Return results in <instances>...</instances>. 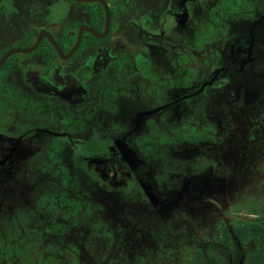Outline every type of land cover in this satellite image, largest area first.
I'll use <instances>...</instances> for the list:
<instances>
[{
  "label": "flooded vegetation",
  "instance_id": "af4514ba",
  "mask_svg": "<svg viewBox=\"0 0 264 264\" xmlns=\"http://www.w3.org/2000/svg\"><path fill=\"white\" fill-rule=\"evenodd\" d=\"M47 4L53 24L48 28L30 26L18 34L16 45L0 52L1 57L12 49H29L40 37L33 49L11 53L0 66V190L10 194L0 197V212L13 210L22 202L29 205L24 195L32 187L24 179L28 173L39 172L41 165L48 169L56 186L62 174L72 187H80L87 194H102L104 203L113 208L108 210L107 218L114 223H127L134 205L140 207L139 211L154 214L157 207L173 209L185 199L189 183L185 180L174 185L171 183L175 178L171 177L168 186L153 185L146 176V161L156 166L160 161L153 162L151 157L147 160L146 153L137 149L138 141L132 143L143 130L136 131L138 124L134 121L126 131L114 130L117 120L112 122L87 110V104L93 107V102L103 99L110 107L116 100L132 110L135 121L147 116V121L156 126L163 116L178 119L192 115V127L195 132L199 129L201 138L196 145H187L183 153L190 149L202 151L207 160V154L219 142L216 137L231 145L241 139L244 126L235 117L243 111L232 103L234 98L222 96L211 106L202 103L200 96L208 81L187 95L193 97L192 106L180 104L184 96L163 101V81L183 76H170L166 70L172 68L164 63H178L183 68L190 62L196 69L194 75L202 74L205 62L218 61L225 71L239 67L246 79L255 74L264 91V72L258 75L254 71L264 66V0H47ZM60 16L63 20H55ZM202 27H207L210 44H188L183 40L187 34L199 33ZM223 44L226 48L222 54ZM206 52L210 53L208 57ZM71 63L81 70L73 72ZM250 68L251 72L245 71ZM110 111L120 115L114 109ZM91 113L87 123L86 116ZM58 115L66 118L58 119ZM235 124L237 130L231 132ZM209 133L214 143L205 139ZM158 150L163 152V147L155 146V152ZM59 163L65 169L56 165ZM210 171L205 165L202 171L193 173V179L204 178ZM248 211V215H225L216 220L212 226L216 230L214 239L205 235L207 223L199 227L203 230L201 246L193 249L188 264H213L216 258L246 264L247 255L260 250L263 243L254 235L241 241L232 227L241 229L240 222L247 220L263 224L264 206ZM166 228L163 226V239L167 238ZM40 237L54 246L62 264H72L70 260L85 264L76 257L82 254L85 244H90L96 254L106 245L82 222L64 225L49 220ZM253 240L259 241V246L247 251ZM223 241L229 244L225 246ZM259 263L264 264V251L256 262L247 264Z\"/></svg>",
  "mask_w": 264,
  "mask_h": 264
},
{
  "label": "rangeland",
  "instance_id": "374dc122",
  "mask_svg": "<svg viewBox=\"0 0 264 264\" xmlns=\"http://www.w3.org/2000/svg\"><path fill=\"white\" fill-rule=\"evenodd\" d=\"M46 5L47 0H0V52L8 45H16L18 34L30 26L40 25L48 28L53 24L54 17H50L52 15H49ZM55 20L63 18L60 16ZM208 35L207 27H202L199 33L187 34L183 40L188 44L201 42L207 46L210 44ZM224 41L227 43L228 40ZM225 48L223 44L220 49L222 54ZM209 55L210 53L206 52V56ZM164 64L171 66L172 70H166L170 76L174 77L173 74L177 73H182L183 76L180 79L168 77L163 81L166 82L163 85V101L184 96L180 104L192 106L193 97L188 98L187 95L198 85L208 81L200 96L201 102L211 106V102H219L222 96L224 99L234 98L232 103L239 105L243 111L235 117V120H240L244 126V132L240 134L241 139L233 141L231 145L225 144L224 140L223 144L222 140L216 137L219 142L210 150L208 159L206 157L205 160L201 155L202 151L197 153L190 149L183 153L187 145H196L199 136L201 138L199 129L195 132L192 127V115L189 118V115L185 114L179 117L180 119L163 116V121H159V126H156L147 121V116H139L135 121L131 115L132 110H127L124 103L116 100H113L110 107L105 105L103 99L93 102V107L87 104V110L113 119L112 122L117 120L113 124L114 130L126 131L131 121L136 122V131L142 129L143 132L137 140L134 138L132 143L135 145L138 141L137 149L146 153L144 157L147 160L151 157L153 162L160 161L158 166L151 163V160L146 161V176H149L152 184L166 186L173 181L171 184L177 185L178 182L182 184L186 180L189 183L187 191L190 193L185 194V199L179 201L173 209L157 207L159 210L155 214L139 211L140 207L134 205L127 223H114L112 219L107 218L108 210L113 208L104 203L102 194H87L80 187H72L68 178L62 174L56 186L48 169L41 165L39 172L28 173L26 180L24 179L25 183L31 184L32 187L24 195L29 205H22V202L13 210L0 212V264H62L60 255L57 256L54 252V246L44 243L40 237L42 227L49 220L64 225L82 222L89 226L95 236L103 239L107 246L105 245L102 252L92 253L95 251L91 250L90 244H85L82 254L76 256L85 264H188L193 249L196 245L201 246L202 226L206 223L209 225L204 233L210 234L209 238L214 239L216 230L212 226L216 220L219 221L225 215H248L249 209L264 206V104L261 106L264 91L260 90L261 80L256 79L255 74H250L249 79L244 78L239 72V67L233 66L225 71L224 64L218 61L205 62L206 68L202 74L194 75L196 69H192L190 62L188 65H182L184 69L179 67L178 63ZM69 66L73 72H79L77 64L71 63ZM251 69L245 71L251 72ZM254 71L258 75L262 74L264 66L255 68ZM163 74L167 73L163 71ZM109 89L118 90L115 87ZM123 92L128 93L126 89H123ZM110 109L120 115H114ZM92 115L91 113L86 116L87 123L92 119ZM59 116L58 119L66 118ZM117 116H120V119L124 117L119 120ZM229 117L226 119L229 120ZM230 118L233 120V117ZM237 124L231 126V132L237 130ZM203 128L201 127V130ZM205 136L207 141L214 143L210 133ZM239 144L247 148H240ZM157 145L163 147V152H155ZM56 165L65 169L62 163ZM205 165L210 166L209 174L204 178L197 176L193 179V173L202 171ZM171 177L175 179L171 181ZM65 184L67 191L64 189ZM9 195V192L0 190V197ZM58 210H61L62 214L57 215ZM163 226H167V238L164 239ZM193 233H196L194 238ZM191 240L193 241L190 242ZM76 245L80 246L79 243ZM69 246L75 251L72 245ZM258 246L259 241L253 240L248 244L247 251ZM73 251L70 253L73 254ZM59 252L64 254L62 250ZM236 255L235 251H232V256ZM80 260L78 262H81ZM70 263L75 264V260H70Z\"/></svg>",
  "mask_w": 264,
  "mask_h": 264
},
{
  "label": "trees",
  "instance_id": "16d2710c",
  "mask_svg": "<svg viewBox=\"0 0 264 264\" xmlns=\"http://www.w3.org/2000/svg\"><path fill=\"white\" fill-rule=\"evenodd\" d=\"M240 224H241V229L237 227H232L233 234L237 238H239L242 241L244 239L246 240V238H248L249 236L254 235V236L259 237L263 243L262 244L263 246L260 248V250L253 251L252 253H249L247 255L246 264L256 262L261 257V252L264 251V223L261 224L256 221L247 220V221H241ZM227 242L224 243L223 241V244H225L226 246L227 244H229ZM212 263L213 264H230L229 261L222 260L221 258H216L215 260L212 261Z\"/></svg>",
  "mask_w": 264,
  "mask_h": 264
},
{
  "label": "water",
  "instance_id": "95a60500",
  "mask_svg": "<svg viewBox=\"0 0 264 264\" xmlns=\"http://www.w3.org/2000/svg\"><path fill=\"white\" fill-rule=\"evenodd\" d=\"M39 39H40V37L35 41V43L29 48V49H23V50H21V49H12V50H9V51H7V52H5L1 57H0V66H1V64L3 63V61L5 60V58L8 56V55H10L11 53H13V52H26V51H30L31 49H33L36 45H37V43L39 42ZM51 42L53 43V45L57 48V46H56V44L54 43V41L53 40H51ZM58 49V48H57Z\"/></svg>",
  "mask_w": 264,
  "mask_h": 264
}]
</instances>
